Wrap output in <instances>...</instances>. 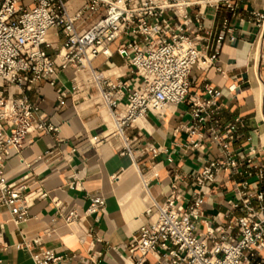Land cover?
<instances>
[{
    "label": "built area",
    "instance_id": "built-area-1",
    "mask_svg": "<svg viewBox=\"0 0 264 264\" xmlns=\"http://www.w3.org/2000/svg\"><path fill=\"white\" fill-rule=\"evenodd\" d=\"M240 1L0 0V206L9 210L10 219L17 225L25 222L31 200L48 193L41 189L33 196L25 192V184L9 181L6 161L22 148L27 135L57 136L60 130L27 92L45 80L61 100L68 89L58 83V72L70 67L72 94L84 84L96 89L112 118L109 135L121 138L122 152L131 153L128 127L181 102L189 104L191 113L190 122L179 126L189 136L185 146L197 148L207 135L221 148V156L205 158L190 174L193 189L185 202L176 183L171 184L172 197L151 202L122 264H264V164L254 146L244 151L231 145L244 127L242 118L236 116L218 129L219 88L206 83L203 96L189 93L193 67L214 65L226 36L223 29L214 35L203 25L204 8L224 7L234 14ZM245 18L264 35V11L247 9L240 16ZM223 28L234 38L227 20ZM51 31L55 41L49 39ZM112 44L122 65L110 60ZM99 54L107 56L106 70L93 65ZM121 67H129L132 75L118 73ZM260 80L264 86V78ZM148 149L156 154L159 148ZM222 173L234 184L228 208L220 219L203 218L205 197ZM104 206V196L95 193L85 214L96 218ZM75 217L72 211L67 219ZM87 234L92 231L87 229ZM33 258L35 264L64 259L42 247Z\"/></svg>",
    "mask_w": 264,
    "mask_h": 264
},
{
    "label": "crops",
    "instance_id": "crops-1",
    "mask_svg": "<svg viewBox=\"0 0 264 264\" xmlns=\"http://www.w3.org/2000/svg\"><path fill=\"white\" fill-rule=\"evenodd\" d=\"M251 8L264 11V0H241L234 14L224 7L204 8L203 25L214 35L223 29L226 36L214 65L193 67L189 93L203 96L206 83L219 88L218 129L236 116L242 118L244 127L231 145L244 151L254 146L257 160L264 164V88L260 80L264 78V35L256 24L240 19ZM224 20L233 26L234 38L228 37ZM49 39L56 40L54 31ZM114 50L112 44L110 60L117 56L120 61L113 62L122 65L123 58ZM93 65L106 70L107 56L97 55ZM118 73L132 75L129 67L119 68ZM73 75L70 67L58 72V83L68 89L61 100L56 87L45 80L36 85L37 90L27 92L60 130L57 136L27 135L22 148L6 161L4 172L9 181L25 184V192L33 196L41 189L48 195L34 197L28 219L18 225L10 219L9 210L0 206V264H35L33 254L40 247L63 255L57 264H122L151 202L172 197V183L185 202L193 189L190 174L205 158L222 155L207 135L201 138V146H185L189 136L179 126L190 122L187 102L169 105L161 114L149 113L128 127L125 134L131 139V153L122 152L121 138L109 135L108 107L88 84L72 94ZM79 78L84 80V74ZM150 145L159 148L156 154L148 149ZM233 186L222 173L205 197L203 218L223 217ZM95 193L105 198L96 218L85 214ZM72 211L76 217L69 220ZM19 242L26 245L17 248Z\"/></svg>",
    "mask_w": 264,
    "mask_h": 264
},
{
    "label": "rangeland",
    "instance_id": "rangeland-1",
    "mask_svg": "<svg viewBox=\"0 0 264 264\" xmlns=\"http://www.w3.org/2000/svg\"><path fill=\"white\" fill-rule=\"evenodd\" d=\"M93 15H94V14H93ZM113 61H115V62H119L120 59H119L117 56H114V57H113Z\"/></svg>",
    "mask_w": 264,
    "mask_h": 264
},
{
    "label": "bare ground",
    "instance_id": "bare-ground-1",
    "mask_svg": "<svg viewBox=\"0 0 264 264\" xmlns=\"http://www.w3.org/2000/svg\"><path fill=\"white\" fill-rule=\"evenodd\" d=\"M260 87V86H259ZM264 88V86H262V82H261V89Z\"/></svg>",
    "mask_w": 264,
    "mask_h": 264
}]
</instances>
